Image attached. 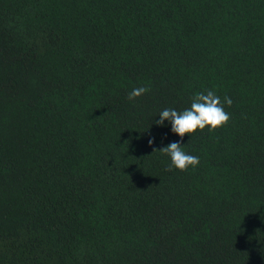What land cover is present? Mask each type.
<instances>
[{
  "label": "trees",
  "instance_id": "trees-1",
  "mask_svg": "<svg viewBox=\"0 0 264 264\" xmlns=\"http://www.w3.org/2000/svg\"><path fill=\"white\" fill-rule=\"evenodd\" d=\"M0 264H264V0H0Z\"/></svg>",
  "mask_w": 264,
  "mask_h": 264
},
{
  "label": "clouds",
  "instance_id": "clouds-1",
  "mask_svg": "<svg viewBox=\"0 0 264 264\" xmlns=\"http://www.w3.org/2000/svg\"><path fill=\"white\" fill-rule=\"evenodd\" d=\"M148 87L134 88L129 94L128 99L134 101L136 98L147 93ZM233 101L230 97L225 96L223 101L213 91L196 93L189 108L183 111H177L174 108H166L159 113V119L155 121L157 125L163 126L165 121L170 122L171 131L180 137L179 141L171 142L168 145L159 148L161 154H166L171 158V164L167 170L172 168L186 171L189 167L195 168L199 165L198 156L190 155L181 147L185 135L194 134L196 131H203L206 127L209 131H214L224 127L231 119V114L225 111V104L229 107ZM154 138L148 140V144L152 145ZM157 149H154L155 151Z\"/></svg>",
  "mask_w": 264,
  "mask_h": 264
}]
</instances>
